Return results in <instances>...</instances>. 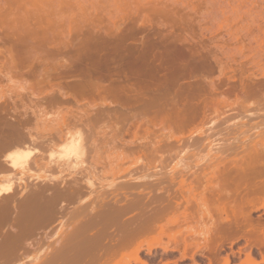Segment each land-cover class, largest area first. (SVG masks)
<instances>
[{
	"label": "rangeland",
	"instance_id": "obj_1",
	"mask_svg": "<svg viewBox=\"0 0 264 264\" xmlns=\"http://www.w3.org/2000/svg\"><path fill=\"white\" fill-rule=\"evenodd\" d=\"M262 89L264 0H0V263L259 261L264 245L244 247L264 238V170L243 176L240 145ZM72 135L84 150L63 144ZM20 145L14 168L7 153ZM176 161L185 194L174 204L163 175ZM206 173L213 184L199 189Z\"/></svg>",
	"mask_w": 264,
	"mask_h": 264
},
{
	"label": "bare ground",
	"instance_id": "obj_2",
	"mask_svg": "<svg viewBox=\"0 0 264 264\" xmlns=\"http://www.w3.org/2000/svg\"><path fill=\"white\" fill-rule=\"evenodd\" d=\"M12 63V62H11ZM16 66V65H15ZM18 68V67H17ZM31 68V67H30ZM68 68V67H67ZM67 68H65V69H67ZM11 69V68H10ZM13 69V68H12ZM37 69H39V67H37L36 68V71H34V72H40V74L42 73L41 71H37ZM43 69V68H42ZM8 70H9V68H8ZM14 70H18V69H14ZM33 70V69H32ZM48 70V69H47ZM68 70H69V68H68ZM11 71H13V70H11ZM43 71H44V69H43ZM17 72V71H16ZM19 72V71H18ZM28 72V71H27ZM33 72V73H34ZM7 73V72H6ZM32 73V72H31ZM45 73V72H44ZM13 74H14V71H13ZM19 74V73H18ZM18 74H16V75H18ZM5 75V74H4ZM10 75V74H9ZM55 75V74H54ZM112 75V74H111ZM36 76H38V75H36ZM36 76H34V77H32V78H35ZM48 76V75H47ZM51 76V75H50ZM49 76V77H50ZM39 77V76H38ZM58 77V76H57ZM30 78H31V76H30ZM46 78V77H45ZM82 78V77H81ZM24 79V78H23ZM22 79V80H23ZM44 79V78H43ZM107 79V78H106ZM36 81H37V79H35ZM85 80V79H84ZM94 80V79H93ZM29 81H31V80H29ZM261 81V80H260ZM39 82V81H38ZM84 81H82L81 82V80H80V83H83ZM102 82V81H101ZM259 82V81H258ZM258 82H255L256 83V85H258ZM44 83V82H43ZM43 83H41L40 82V84H43ZM91 83V82H90ZM249 83V82H248ZM260 83V82H259ZM36 84V83H35ZM44 84H46V83H44ZM43 84V85H44ZM52 84V83H51ZM51 84H48V85H51ZM64 84V83H63ZM84 84H86L85 82H84ZM93 84V83H92ZM91 84V85H92ZM98 84V81H97V83H94V85H92L91 87L95 90V91H98V89H99V86L97 85ZM247 84V83H246ZM27 85V84H26ZM30 86H32L31 85V83L29 84ZM111 85V84H110ZM248 85V84H247ZM34 86H38V87H42L41 85H39V84H37V85H34ZM61 86V85H60ZM60 86H58L57 88H56V90H58L57 92H60V93H63L64 92V90L62 91V87H60ZM78 87H80V86H82V84H78L77 85ZM87 87H88V84L86 85ZM86 86H83V87H85L84 89H86ZM33 87V86H32ZM46 87V86H45ZM259 87H260V85H259ZM49 88H51L50 86H49ZM88 88H90V86L88 87ZM26 89V88H25ZM28 89H30V87L28 88ZM43 89V88H42ZM45 89V88H44ZM100 89H102V88H100ZM99 89V90H100ZM27 90V89H26ZM33 89L31 88V91H32ZM37 88H36V90H35V92H37ZM51 90L52 89H50V90H48L49 92H51ZM54 90V89H53ZM56 90H55V92H56ZM62 92H61V91ZM81 90H83V89H81ZM107 90V89H106ZM262 90H264V89H262ZM39 92H37V94L38 93H40V90H38ZM90 91V90H89ZM260 91H261V89H260ZM34 92V91H33ZM68 92V90L66 91V93ZM81 92V91H80ZM86 92V90H84V93ZM264 92V91H263ZM83 93V92H82ZM102 94H105V93H103V92H101ZM256 93V92H255ZM19 94V93H18ZM34 94V93H33ZM44 94V93H43ZM39 95V98L41 99V97H43L44 98V96L46 97V99H47V96H50V95ZM50 94V93H49ZM79 94V93H78ZM91 94V93H90ZM115 94V93H114ZM135 94H137V93H135ZM250 94V93H249ZM20 95H21V93H20ZM34 95H36V94H34ZM68 95V94H67ZM70 95V94H69ZM130 95V94H129ZM133 95V94H132ZM24 96V95H23ZM36 96H38V95H36ZM62 96H64L63 94H62ZM73 96H77L76 94H74ZM34 97V96H33ZM54 97H56V96H54ZM53 97V98H54ZM70 97H71V95H70ZM79 97H80V94H79ZM78 97V98H79ZM85 97V96H84ZM113 97V96H112ZM139 97V96H138ZM142 97V96H141ZM35 98V97H34ZM36 98H38V97H36ZM42 98V99H43ZM52 98V97H51ZM62 98V97H61ZM64 98V97H63ZM174 98H176V97H174ZM55 99V98H54ZM77 99V98H76ZM100 99V98H99ZM172 99V98H171ZM14 100H16V99H14ZM22 100H24V99H21L20 101H22ZM50 100V99H49ZM55 100H57V99H55ZM59 100H60V98H59ZM73 100H75L74 99V97H73ZM261 100V99H260ZM25 101V100H24ZM44 101V100H43ZM46 101V100H45ZM48 101V100H47ZM170 101V100H169ZM172 101V100H171ZM27 102V101H26ZM59 102L60 101H58V103H55V101H53L52 100V102H49V103H54V104H56V105H58L59 104ZM145 102V101H144ZM14 103V102H13ZM24 104V103H23ZM26 104V103H25ZM24 104V105H25ZM37 104V103H36ZM74 104H75V102H74ZM17 105V104H16ZM33 105V104H32ZM39 105V104H38ZM50 105V104H49ZM175 105V104H174ZM245 105V104H244ZM262 105V104H261ZM18 106H21V105H18ZM28 106H30V104H28ZM28 106L27 107H25V108H28ZM62 106V105H61ZM65 106V105H64ZM67 106V105H66ZM6 107V106H5ZM60 107V106H59ZM246 106H244L243 108V110H247V108H245ZM22 108H24V107H22ZM49 108H51V107H49ZM257 108V107H256ZM260 109H261V107H259ZM257 109V110H259L260 111V109ZM20 110V109H19ZM25 110V109H24ZM29 110V109H28ZM31 110V109H30ZM256 110V111H257ZM17 111V110H16ZM105 111V110H104ZM108 111V110H107ZM248 111H250V110H247L245 113H247ZM255 111V112H256ZM258 111V112H259ZM31 112V111H30ZM258 112H256V113H252V112H249V113H247V116H245V118L247 117V119H245L244 118V123H243V125H244V131H243V135H242V142H241V148H242V152H243V159L242 160H244V162L243 163H241L242 164V166L240 167V172L243 174V176L244 177H253L252 179L253 180H255L254 179V172L255 171H260V170H264V111L262 110V114L261 113H258ZM2 113H4V112H2ZM21 113V112H20ZM97 113V112H96ZM103 113V112H102ZM244 113V114H245ZM22 114H23V111H22ZM24 114H26V113H24ZM31 114H34V113H31ZM99 114H101V113H99ZM99 114H97V116L99 115ZM106 113H104V115H105ZM110 114V113H109ZM249 114V115H248ZM253 114H255V115H253ZM103 115V114H102ZM112 115V114H111ZM122 115V114H121ZM253 115V116H252ZM23 116H25V115H23ZM34 116V115H33ZM96 116V117H97ZM100 116V115H99ZM98 116V117H99ZM113 116V115H112ZM251 116V117H250ZM254 116H256V118H258V120L257 121H251V119H252V117H254ZM31 117V116H30ZM77 117V116H76ZM104 116H102L101 118H103ZM106 117V116H105ZM121 117H123V116H121ZM19 118V117H18ZM108 118H112V117H108ZM123 118H125V117H123ZM133 118V117H132ZM23 119V118H22ZM24 119H26V117H24ZM23 119V120H24ZM88 119V118H87ZM89 119H90V117H89ZM88 119V120H89ZM100 119V118H99ZM99 119H97V120H99ZM103 119H105V118H103ZM114 119V118H113ZM19 120V119H18ZM21 120V119H20ZM19 120V125H22V126H24L26 123H27V121L26 120H24L23 122L22 121H20ZM92 119H90V121H91ZM102 120V119H101ZM107 120V119H106ZM166 120V119H165ZM256 120V119H255ZM108 122H109V120H107ZM111 121V120H110ZM113 121V120H112ZM243 121V120H242ZM18 122V121H17ZM96 122H98V121H96ZM25 123V124H24ZM88 124H89V122H87ZM115 123H117L116 121H115ZM17 124V123H16ZM16 124H14V125H16ZM95 124H97V123H95ZM118 124V123H117ZM86 125V124H85ZM125 125H127V124H125ZM154 125V124H153ZM94 126H96V125H94ZM93 127V126H92ZM105 127V126H104ZM104 127H102V128H104ZM116 127V126H115ZM186 127H188V126H186ZM89 128V127H88ZM123 128V127H122ZM84 129H86V128H84ZM100 129V128H99ZM119 129H121V128H119ZM233 129V128H232ZM190 130V129H189ZM100 131V133H101V131H103V130H99ZM86 132H90V131H86ZM99 133V134H100ZM106 134V133H105ZM104 134V135H105ZM23 135V134H22ZM21 134H20V136H22ZM118 135V134H117ZM101 136V135H100ZM28 137V136H27ZM78 137V136H77ZM75 135H72V136H64V143L63 142H61V143H63V144H71V145H74L75 146V148L79 151L80 150V148L81 147H83L82 146V143H81V146H80V142H79V140H82V139H78ZM103 136H101V138H102ZM83 138H85V137H83ZM168 138V137H167ZM31 139V138H30ZM100 139V138H99ZM122 139V138H121ZM121 139H120V141H121ZM237 139V138H236ZM20 140V139H19ZM89 140H91V139H89ZM195 140V139H194ZM82 141H85V140H82ZM81 141V142H82ZM119 141V140H118ZM123 141V140H122ZM189 141H191V140H189ZM31 142V141H30ZM86 142V141H85ZM100 142V141H99ZM126 142V141H125ZM230 142H233V141H230ZM10 143H12V141L10 142ZM14 143V142H13ZM16 143H19V142H16ZM33 143V142H32ZM135 143V142H134ZM184 143V142H183ZM6 144V143H5ZM23 144V143H22ZM91 144H93V143H91ZM123 144H125V143H123ZM122 144V145H123ZM178 144H179V142H178ZM190 144V143H189ZM28 145V144H27ZM104 145V144H103ZM177 145V144H176ZM179 145H181V144H179ZM232 145V144H231ZM6 146V145H5ZM11 146V145H10ZM13 146H14V144H13ZM124 146V145H123ZM8 147V146H7ZM84 147H87V145L85 146L84 145ZM184 147V146H183ZM194 147V146H193ZM204 147V146H203ZM99 148V147H98ZM165 148H167V147H165ZM169 148V147H168ZM178 148V147H177ZM176 148V149H177ZM240 148V147H239ZM240 148V149H241ZM81 149H83V148H81ZM175 149V148H174ZM180 149V148H179ZM187 149V148H186ZM84 150V149H83ZM91 150V149H90ZM81 151V150H80ZM167 151H169V150H167ZM187 151V150H186ZM24 152H26L27 153V151L25 150V148H23V149H21V145L20 146H16L15 147V149H13L12 151H10L9 153H7L8 155H12V160H11V166L12 167H14V168H19V167H21L23 164H24V162H25V160H26V157H27V155L26 154H23ZM88 152V151H87ZM175 152V151H174ZM181 152V151H180ZM184 152V151H183ZM182 152V153H183ZM237 152H238V149H237ZM168 154H170L169 152H167ZM209 153V152H208ZM207 153V154H208ZM163 154V153H162ZM175 155H176V153H174ZM91 155V154H90ZM96 156V155H95ZM167 156V155H166ZM182 156V155H181ZM229 156V155H228ZM168 157H170V156H168ZM176 157V156H175ZM178 157H180V156H178ZM178 157H176L175 159H177ZM188 157V156H187ZM240 157V156H239ZM186 158V157H185ZM229 158V157H228ZM175 159H173L174 161H175ZM164 161V160H163ZM179 161H181V160H179ZM184 161H186V160H184ZM240 161V160H239ZM62 162V161H61ZM164 162H166V161H164ZM170 161H168L167 163H169ZM183 162V161H182ZM181 162V163H182ZM65 163V162H64ZM64 163H63V165H64ZM159 163V162H158ZM181 163H179V164H181ZM210 163V162H209ZM239 163V162H238ZM59 164V163H58ZM165 164V163H164ZM170 164V163H169ZM169 164H167L168 166H169V168H168V170H166L167 168H165V173H164V175H163V179L164 178H167L168 179V181H167V183L168 184H166L167 186H165L164 188H165V192L167 193V195H166V193H163L164 195H161V196H165L166 198H164V197H162V198H164V200H166L167 199V202H169V203H174V200L175 199H177V197L179 196L180 198H181V196L183 195V193L185 194V192H183V191H185L184 190V188H183V183H181V182H183V178H181V177H177V178H181L180 180L178 179V180H176L177 182H179V183H174V182H176L175 181V176L173 175V172L171 171L172 170V168L173 167H175V166H177L178 165V161H176V163L171 167ZM240 164V165H241ZM69 165V164H68ZM72 165V164H71ZM159 165H161V164H159ZM183 165V164H182ZM59 166H60V164H59ZM70 166V165H69ZM213 166V165H212ZM73 167V166H72ZM167 167V166H166ZM124 168V167H123ZM61 169H63V168H61ZM64 169H66V168H64ZM164 169V168H163ZM175 169H176V167H175ZM183 169V168H182ZM201 169V168H200ZM203 169V168H202ZM235 170V169H234ZM61 171V170H60ZM74 170H72L71 171V173L73 172ZM127 171H129V170H127ZM178 171H181L182 172V170H179V169H177V173H178ZM65 172V171H64ZM83 172V171H82ZM213 173H214V171H212ZM236 172V171H235ZM234 172V173H235ZM174 173H176V171H174ZM231 173H233V172H231ZM237 173V172H236ZM251 173H253V175L251 174ZM61 174V173H60ZM68 174V173H67ZM216 174V173H215ZM251 174V175H250ZM63 175V174H62ZM72 175V177H73V174H71ZM76 175H77V173H76ZM178 175V174H177ZM194 175V174H193ZM192 175V176H193ZM206 175H207V173H206ZM236 175V174H235ZM234 175V176H235ZM26 176V175H25ZM64 176H66V175H64ZM174 176V177H173ZM237 176H239V175H237ZM24 177V176H23ZM76 177V176H75ZM205 178L204 179H202L201 181H199V185L198 186H200V187H198L199 189L201 188V189H206V188H208L209 186H211L212 184H213V180H212V178L210 179V178H208V175H207V178H206V176H204ZM256 177V176H255ZM27 178V177H26ZM69 178V177H68ZM162 178V177H161ZM197 178V177H196ZM196 178H194V179H196ZM71 179H73V178H70V182H71ZM75 179V181H76V178H74ZM83 179V178H82ZM237 179V178H236ZM15 180H17V179H15ZM19 180V179H18ZM198 180V179H197ZM212 180V181H211ZM215 180H217V179H215ZM247 180H249V179H247ZM259 180V179H258ZM257 180V181H258ZM8 181V180H7ZM25 181V180H24ZM79 181V180H78ZM244 181V180H243ZM250 181V180H249ZM163 182V181H162ZM216 182V181H215ZM214 182V183H215ZM262 182V181H261ZM18 183V182H17ZM21 183V182H20ZM57 183H59V182H57ZM73 183H75V182H73ZM76 183H78L77 181H76ZM79 183H80V181H79ZM165 183V182H164ZM217 183H219V182H217ZM227 183V182H226ZM250 184L252 183L251 181L249 182ZM257 183V182H256ZM44 184V183H43ZM71 184V183H70ZM163 184V183H162ZM222 184V183H221ZM244 184V183H243ZM260 183H258V184H256V185H259ZM21 185V184H20ZM23 185H25V184H23ZM45 185V184H44ZM58 185V184H57ZM72 185V184H71ZM80 185H82V184H79V186ZM244 185H246V184H244ZM12 186V185H11ZM13 186H15V185H13ZM26 186V185H25ZM30 186V185H29ZM28 186V187H29ZM48 186H49V184H48ZM56 186V185H55ZM70 186V185H69ZM82 186H84V185H82ZM189 186V185H188ZM194 186V185H193ZM196 186V185H195ZM247 186V185H246ZM254 186V185H253ZM260 186V185H259ZM259 186H258V188H259ZM261 186H262V184H261ZM9 187V186H8ZM8 187H6L8 190L7 191H9L10 190V188H8ZM32 187V186H31ZM37 187V186H36ZM35 187V188H36ZM40 187V186H39ZM38 187V188H39ZM52 187V186H51ZM57 187V186H56ZM197 187V186H196ZM239 187V186H238ZM75 190H78V188L76 187H73ZM195 188V187H194ZM193 188V189H194ZM246 188H249V186H247V187H245V189ZM255 188V190L257 189V187H254ZM12 189V188H11ZM22 189V188H21ZM43 189V188H42ZM53 189V188H52ZM60 189H64L63 187L62 188H60V185H59V190ZM244 189V190H245ZM250 189V188H249ZM30 190V189H29ZM59 190H58V192H59ZM67 190V188L66 189H64V191H66ZM209 190H210V188H209ZM213 189H211V191H212ZM219 190V189H218ZM228 190V189H227ZM247 190V189H246ZM259 190V189H258ZM262 191H264L263 189H261ZM21 191V190H20ZM82 191V190H81ZM156 191V190H155ZM239 191V190H238ZM257 191V190H256ZM260 191V190H259ZM6 192V191H5ZM14 193H15V191H13ZM38 192H40V191H38ZM214 192V191H213ZM248 192V191H247ZM246 192V193H247ZM84 193V192H83ZM155 193V192H154ZM187 193V192H186ZM245 193V192H244ZM245 193V194H246ZM250 193V192H249ZM252 193V192H251ZM259 193V192H258ZM7 194V193H6ZM63 194H65V193H63ZM72 194V193H71ZM79 194V193H78ZM199 194H201V193H199ZM220 194V193H219ZM1 195V194H0ZM12 195V194H11ZM155 195V194H154ZM215 194H213V196H214ZM252 195V194H251ZM254 195V194H253ZM253 195L252 196H246V197H248V198H252L253 197ZM13 196V195H12ZM18 196H20V195H18ZM34 196H36V195H34ZM37 196H39L40 197V195H37ZM147 196V195H146ZM196 196V198H197V195H195ZM200 196V195H199ZM218 196V195H217ZM227 196V195H226ZM236 196V195H235ZM245 196V195H244ZM9 197H10V195H9ZM9 197H7L8 198V200H9ZM23 197V196H22ZM26 197V196H25ZM57 197H58V195H57ZM76 197V196H75ZM80 197V196H79ZM141 197H143V196H141ZM216 197V196H215ZM238 197V196H237ZM257 197V196H256ZM45 198H47V197H45ZM62 198V197H61ZM66 198V197H65ZM145 198H147V197H145ZM149 198V197H148ZM159 198V197H158ZM158 198H156V199H158ZM203 198V197H202ZM202 198H201V200H202ZM214 198V197H213ZM251 198L249 199V200H251ZM261 198L262 197H260V200H261ZM63 199V198H62ZM160 199V198H159ZM188 199V198H187ZM257 199H259V198H257ZM257 199H253L252 201H254V200H256V201H258ZM24 200V199H23ZM45 200V199H44ZM79 200V199H78ZM146 200V199H145ZM162 200V199H161ZM190 200V199H189ZM198 200H200V199H198ZM204 200V199H203ZM225 200V199H224ZM247 200V199H246ZM259 200V201H260ZM10 201V200H9ZM113 201V200H112ZM149 201H152L153 202V200H149ZM191 201V200H190ZM193 201V200H192ZM206 201V200H205ZM215 201H217V200H215ZM223 201V200H222ZM244 201V200H243ZM6 202V201H5ZM19 202V201H18ZM199 202H202V201H199ZM43 203V202H42ZM51 203H52V201H51ZM161 203V202H160ZM192 204H194L193 202H191ZM202 203H204V202H202ZM248 203H249V201H248ZM255 203H257V202H255ZM262 203V202H261ZM3 204H4V202H3ZM14 204H15V202H14ZM13 204V205H14ZM24 204V203H23ZM144 204H146V203H144ZM154 204H156V203H154ZM175 204V203H174ZM226 204V203H225ZM239 204V203H238ZM245 204V203H244ZM250 205H251V203H249ZM254 204V203H253ZM263 204V203H262ZM22 205V204H21ZM167 205V204H166ZM190 206L191 204H190V202L186 205V206ZM204 205V204H203ZM206 205V204H205ZM247 205V204H246ZM8 206V205H7ZM172 206V205H171ZM195 206V205H194ZM193 206V207H194ZM200 206H202V204H200ZM249 206V205H248ZM247 206V207H248ZM252 206V205H251ZM261 206V205H260ZM3 207V206H2ZM14 207V206H13ZM138 207V206H137ZM181 207V206H180ZM253 207V206H252ZM11 208V207H10ZM168 208H169V210H170V207L168 206ZM190 208V207H189ZM188 208V209H189ZM205 208V207H204ZM227 208V207H226ZM21 209V208H20ZM140 209V208H139ZM178 209V208H177ZM203 209V208H202ZM241 208H239V210H240ZM253 209H255V207L254 208H252L251 210H253ZM4 210V209H3ZM152 210V209H151ZM158 210V209H157ZM6 211V210H5ZM28 211V210H27ZM168 211V210H167ZM202 211H204V210H202ZM248 211H250V210H248ZM8 212V211H7ZM48 212H50V211H48ZM169 212V211H168ZM206 212H207V210H206ZM218 212V211H217ZM4 213V212H3ZM145 213V212H144ZM194 213H198V212H194ZM212 212H210V214H211ZM216 213V212H215ZM49 214V213H48ZM54 214V213H53ZM192 214V213H191ZM258 214H260V213H258ZM262 214H264V209L262 210ZM12 215V214H11ZM14 215V214H13ZM151 215V214H150ZM188 215V214H187ZM193 215H195V214H193ZM198 215H201V214H198ZM212 215V214H211ZM244 215V214H243ZM250 215V214H249ZM15 216V215H14ZM212 216H214V215H212ZM217 216V215H216ZM239 216V215H238ZM260 216V215H259ZM3 217V216H2ZM6 217V216H5ZM11 217H13V216H11ZM194 217H196V216H194ZM194 217H191V218H194ZM203 217V216H202ZM201 217V218H202ZM209 217V216H208ZM207 217V218H208ZM204 218V217H203ZM206 218V219H207ZM210 218V217H209ZM220 218V217H219ZM232 218V217H231ZM251 218V217H250ZM261 218H263L264 219V217H261ZM7 219V218H6ZM150 219H152V218H150ZM197 219V218H196ZM200 219V217L198 218V220ZM205 219V218H204ZM203 219V220H204ZM239 219V218H238ZM258 219H260V217H258ZM60 220V219H59ZM208 220V219H207ZM253 220V219H252ZM15 221V220H14ZM44 221V220H43ZM205 221V220H204ZM204 221H202V223L204 222ZM210 221H212V220H210ZM239 221V220H238ZM262 221V220H261ZM7 222V221H6ZM26 222V221H25ZM159 222V221H158ZM197 222V221H196ZM207 222V221H206ZM244 222V221H243ZM253 222H255V220L253 221ZM257 223H258V225L261 223V222H258V221H256ZM255 222V223H256ZM170 223V222H169ZM254 223V224H255ZM256 223V224H257ZM253 224V223H252ZM264 224V223H263ZM25 225V224H24ZM258 225H256V226H258ZM243 226V225H242ZM254 225H252V227H253ZM240 227V226H239ZM225 228V227H224ZM250 228H251V225H250ZM254 228V227H253ZM259 228V227H258ZM150 229V228H149ZM222 229H223V227H222ZM252 229V228H251ZM255 229V228H254ZM58 230V229H57ZM151 230V229H150ZM244 231H246V229L244 230ZM251 231H253V230H251ZM256 232L255 233H258L257 231L258 230H255ZM263 231H264V229H263ZM254 232V231H253ZM261 232V231H260ZM242 233V232H241ZM13 234V233H12ZM233 234V233H232ZM247 234L248 233H246V235H242V236H247ZM263 234V233H262ZM262 234H256V235H259V236H261ZM254 235V234H253ZM255 236V235H254ZM256 237H258V236H256ZM256 237H252V234H249L248 236H247V238H245V240H246V246L244 247V248H246L247 247V249H248V251L246 252V253H256V251L254 250V248L255 249H258V250H260L261 248H262V246L264 245L263 244V239L264 238H262V239H260V238H256ZM264 237V236H263ZM231 239V238H230ZM223 240V239H222ZM68 241V240H67ZM213 242V241H212ZM70 244H71V242H69ZM220 244V243H219ZM244 245V244H243ZM66 246H68V244L66 245ZM69 248H70V246H68ZM218 247H220V246H218ZM242 248V247H241ZM243 248V249H244ZM213 249V248H212ZM243 249H241V250H243ZM247 249H245V250H247ZM59 250V249H58ZM66 250V249H65ZM211 250V249H210ZM216 250H219V248L217 249V246H216ZM245 250H243V251H245ZM264 250V249H263ZM199 251V250H198ZM239 251V250H238ZM255 251V252H254ZM260 252V251H259ZM59 253V252H58ZM63 253V252H62ZM263 253H264V251H263ZM253 255V254H252ZM257 255V254H256ZM135 257H134V260L135 261H139V259L136 257V255H134ZM255 256V255H254ZM256 257V256H255ZM216 261V260H215ZM4 262V261H3ZM226 262H227V260H226ZM264 264V256H261V259L259 260V261H257V260H253L252 258H250V254L247 256V259L245 260V261H241V264ZM0 264H2V263H0Z\"/></svg>",
	"mask_w": 264,
	"mask_h": 264
}]
</instances>
